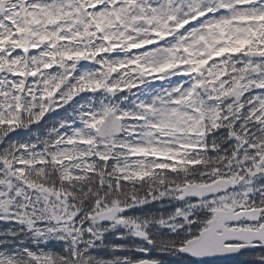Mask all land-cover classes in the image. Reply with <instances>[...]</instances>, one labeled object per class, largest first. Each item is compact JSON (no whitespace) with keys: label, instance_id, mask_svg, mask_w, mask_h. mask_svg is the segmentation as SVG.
<instances>
[{"label":"snow or ice","instance_id":"6c2138e0","mask_svg":"<svg viewBox=\"0 0 264 264\" xmlns=\"http://www.w3.org/2000/svg\"><path fill=\"white\" fill-rule=\"evenodd\" d=\"M0 264H264V0H0Z\"/></svg>","mask_w":264,"mask_h":264},{"label":"trees","instance_id":"16d2710c","mask_svg":"<svg viewBox=\"0 0 264 264\" xmlns=\"http://www.w3.org/2000/svg\"><path fill=\"white\" fill-rule=\"evenodd\" d=\"M165 264H187V261L183 257L174 256L173 259L164 257Z\"/></svg>","mask_w":264,"mask_h":264}]
</instances>
